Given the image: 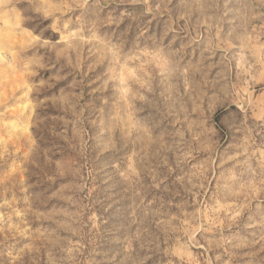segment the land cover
I'll return each instance as SVG.
<instances>
[{
  "label": "rangeland",
  "instance_id": "374dc122",
  "mask_svg": "<svg viewBox=\"0 0 264 264\" xmlns=\"http://www.w3.org/2000/svg\"><path fill=\"white\" fill-rule=\"evenodd\" d=\"M0 264H264V0H0Z\"/></svg>",
  "mask_w": 264,
  "mask_h": 264
},
{
  "label": "trees",
  "instance_id": "16d2710c",
  "mask_svg": "<svg viewBox=\"0 0 264 264\" xmlns=\"http://www.w3.org/2000/svg\"><path fill=\"white\" fill-rule=\"evenodd\" d=\"M220 113H221V112H220ZM220 113H219V114H220ZM219 114H218V115H219Z\"/></svg>",
  "mask_w": 264,
  "mask_h": 264
}]
</instances>
